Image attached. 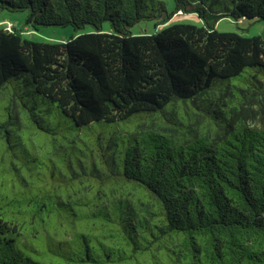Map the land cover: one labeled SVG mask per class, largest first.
Returning <instances> with one entry per match:
<instances>
[{
  "label": "trees",
  "instance_id": "trees-1",
  "mask_svg": "<svg viewBox=\"0 0 264 264\" xmlns=\"http://www.w3.org/2000/svg\"><path fill=\"white\" fill-rule=\"evenodd\" d=\"M0 0V264H264V0ZM109 22L113 32H104Z\"/></svg>",
  "mask_w": 264,
  "mask_h": 264
},
{
  "label": "rangeland",
  "instance_id": "rangeland-1",
  "mask_svg": "<svg viewBox=\"0 0 264 264\" xmlns=\"http://www.w3.org/2000/svg\"><path fill=\"white\" fill-rule=\"evenodd\" d=\"M166 3L170 19L166 22L157 20H145L137 23L130 30L133 35H152L159 30H163L175 24H192L198 27L204 26V21L195 13H174L175 2L174 0H162ZM26 12H8L3 11L0 13V29H7L17 31V33L26 40L41 42V43H64L73 36H78L82 33L92 32L94 27H86L82 30H74L73 27H55L45 26L38 29L26 27ZM104 32H113L109 22L103 24ZM215 29L219 32H235L242 36L252 37L264 34V21L262 20H239L236 21L232 18H223L215 24Z\"/></svg>",
  "mask_w": 264,
  "mask_h": 264
},
{
  "label": "built area",
  "instance_id": "built-area-1",
  "mask_svg": "<svg viewBox=\"0 0 264 264\" xmlns=\"http://www.w3.org/2000/svg\"><path fill=\"white\" fill-rule=\"evenodd\" d=\"M8 30H11V27L10 28H7Z\"/></svg>",
  "mask_w": 264,
  "mask_h": 264
}]
</instances>
